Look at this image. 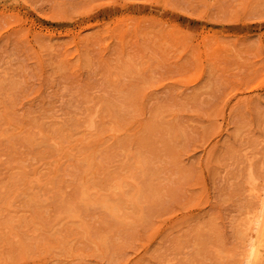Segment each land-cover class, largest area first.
I'll return each instance as SVG.
<instances>
[{
	"label": "rangeland",
	"instance_id": "rangeland-1",
	"mask_svg": "<svg viewBox=\"0 0 264 264\" xmlns=\"http://www.w3.org/2000/svg\"><path fill=\"white\" fill-rule=\"evenodd\" d=\"M255 191L264 0H0V264H245Z\"/></svg>",
	"mask_w": 264,
	"mask_h": 264
},
{
	"label": "bare ground",
	"instance_id": "bare-ground-1",
	"mask_svg": "<svg viewBox=\"0 0 264 264\" xmlns=\"http://www.w3.org/2000/svg\"><path fill=\"white\" fill-rule=\"evenodd\" d=\"M251 177L252 179L254 178L252 175ZM257 191H255V193L253 192V194L255 195L256 198H258L260 202L261 211L256 213L255 218L252 223H249V224L247 223L248 224L247 231L250 232L251 229H254V231L253 232L251 231L250 233L251 241L249 244V249L247 250L248 252H245L247 253L246 257L244 256L246 258L245 264H261L262 262L261 261L262 251L259 246L260 244H262V242H264V192L258 193L259 191L258 192Z\"/></svg>",
	"mask_w": 264,
	"mask_h": 264
}]
</instances>
